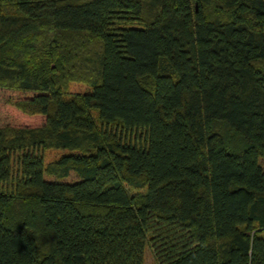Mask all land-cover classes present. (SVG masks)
I'll use <instances>...</instances> for the list:
<instances>
[{"label": "trees", "instance_id": "obj_1", "mask_svg": "<svg viewBox=\"0 0 264 264\" xmlns=\"http://www.w3.org/2000/svg\"><path fill=\"white\" fill-rule=\"evenodd\" d=\"M149 246L264 264V0H0V264Z\"/></svg>", "mask_w": 264, "mask_h": 264}, {"label": "rangeland", "instance_id": "obj_2", "mask_svg": "<svg viewBox=\"0 0 264 264\" xmlns=\"http://www.w3.org/2000/svg\"><path fill=\"white\" fill-rule=\"evenodd\" d=\"M89 90H91V87L88 84L80 83V82H69L68 86L64 89L65 96L66 97H72L79 93H86ZM95 117H97V113H93ZM67 151H59V150H47L43 152V157L45 164H49L51 162H54L61 158L64 154H67ZM15 171H16V165H15ZM48 180H54L51 176H45ZM77 180V176L72 173L69 178L63 181L66 182H73ZM145 264H158L155 254L153 250L149 247H147L145 252Z\"/></svg>", "mask_w": 264, "mask_h": 264}]
</instances>
